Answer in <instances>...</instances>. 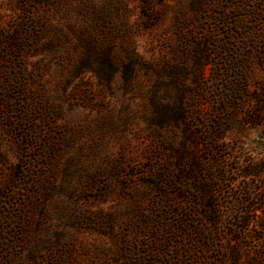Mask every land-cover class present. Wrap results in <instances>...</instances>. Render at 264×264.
Returning <instances> with one entry per match:
<instances>
[{
	"label": "rangeland",
	"instance_id": "374dc122",
	"mask_svg": "<svg viewBox=\"0 0 264 264\" xmlns=\"http://www.w3.org/2000/svg\"><path fill=\"white\" fill-rule=\"evenodd\" d=\"M259 184L264 0H0V264H232Z\"/></svg>",
	"mask_w": 264,
	"mask_h": 264
},
{
	"label": "trees",
	"instance_id": "16d2710c",
	"mask_svg": "<svg viewBox=\"0 0 264 264\" xmlns=\"http://www.w3.org/2000/svg\"><path fill=\"white\" fill-rule=\"evenodd\" d=\"M31 46V45H30ZM23 70H20V73ZM243 76V82L241 84L244 91H247V77ZM248 167V168H247ZM253 170H249V166L243 170V177H249L252 172L257 171L256 167H251ZM225 172V171H224ZM202 181L197 177H193L195 204L198 205L200 213L206 219L208 223L214 225L217 218L215 205L213 202H206L204 199V192L201 189ZM262 184V181L260 182ZM256 185L254 192L248 193L244 200L240 201L237 220L238 227L233 231L234 245L223 248L224 254L228 253L227 260L232 264H255V256H248L247 260H243L241 254L243 250V240L245 242H255L264 239V235L259 234V230L264 231V185ZM196 193V194H195Z\"/></svg>",
	"mask_w": 264,
	"mask_h": 264
}]
</instances>
